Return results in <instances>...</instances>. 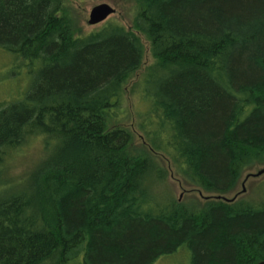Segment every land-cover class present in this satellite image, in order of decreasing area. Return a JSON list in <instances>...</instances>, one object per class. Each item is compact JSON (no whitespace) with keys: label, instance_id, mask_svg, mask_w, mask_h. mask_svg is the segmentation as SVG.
<instances>
[{"label":"trees","instance_id":"16d2710c","mask_svg":"<svg viewBox=\"0 0 264 264\" xmlns=\"http://www.w3.org/2000/svg\"><path fill=\"white\" fill-rule=\"evenodd\" d=\"M65 6L0 0V86L20 81L0 88V264L264 260V192L212 197L264 167V0H135L154 59L131 87L148 148L135 155L132 130L112 119L143 44L113 19L82 33ZM158 152L202 203L159 189Z\"/></svg>","mask_w":264,"mask_h":264},{"label":"rangeland","instance_id":"374dc122","mask_svg":"<svg viewBox=\"0 0 264 264\" xmlns=\"http://www.w3.org/2000/svg\"><path fill=\"white\" fill-rule=\"evenodd\" d=\"M66 2V14L68 15L71 20L76 21L78 25V29L82 33H87L92 30L97 29L100 27L101 24L98 23L96 25H89L87 23L89 12L91 8L94 6L106 3L110 5L114 9V13L111 14L106 20L113 19L121 23L126 29L135 32L138 37L140 38L143 47H144V54L142 58V62L140 67L134 72L132 76L126 82V93H125V100L122 107V113H119L114 119H112L113 124L112 126H124L128 127L132 130V137L130 142V151L131 154L135 155L136 152L143 148L148 150V148H144V137L141 131L137 130V94H138V87H135L133 91H131L132 85L138 86L139 79L146 73L147 67L154 62L153 57L151 56L150 49H149V42L139 32H136L132 26V19L135 14V0H65ZM105 20V21H106ZM3 59L0 57V64L2 63ZM5 70H2L4 73ZM16 83H20V81L14 82L10 80H4L1 84L0 88L2 87L1 92H6L9 94L14 90V86ZM36 150H31L18 158L13 159L8 165V176L13 178H19L24 173L25 170L32 165V159L36 155ZM157 158H160L161 164L165 171V180L160 185L159 189L167 192L172 198L178 200V202L189 204L192 200L202 203L203 199L201 195L197 191H191V187L185 184L174 172L173 167L170 161L160 153H156ZM262 167H256L251 169L249 172L244 173L241 176V179L238 182V186L236 189L225 196L231 198L236 193L241 191V185L244 183L245 192L240 193L237 198H243L246 200H250L251 197L253 198H262V192H264V174L258 177H249L246 181H244L245 176L248 173H254L258 169ZM260 184V185H259ZM203 195H208L203 193ZM181 251L176 252L175 254H170L164 258H162L161 264H186L188 258V254L186 251V258L185 254L180 253ZM161 260V259H160ZM159 261V260H158ZM157 261V262H158Z\"/></svg>","mask_w":264,"mask_h":264},{"label":"water","instance_id":"95a60500","mask_svg":"<svg viewBox=\"0 0 264 264\" xmlns=\"http://www.w3.org/2000/svg\"><path fill=\"white\" fill-rule=\"evenodd\" d=\"M114 13V9L106 4V3H101L98 4L96 6H94L93 8H91L90 12H89V16H88V20L87 23L89 25H96L98 23H101L103 21H105L111 14ZM264 174V167L258 169L256 172L254 173H248L245 178L244 181H246L249 177H258ZM241 191L236 193L234 196H232L231 198H228L226 196H221V195H216V196H212L215 199L218 200H224L227 202L233 201L240 193H244L245 192V187H244V183H242L241 185ZM199 194L201 195V193L199 192ZM255 264H264V260L262 261H258Z\"/></svg>","mask_w":264,"mask_h":264}]
</instances>
